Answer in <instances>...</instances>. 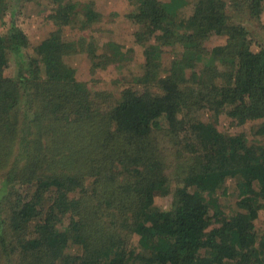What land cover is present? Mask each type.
Returning a JSON list of instances; mask_svg holds the SVG:
<instances>
[{"label": "trees", "instance_id": "16d2710c", "mask_svg": "<svg viewBox=\"0 0 264 264\" xmlns=\"http://www.w3.org/2000/svg\"><path fill=\"white\" fill-rule=\"evenodd\" d=\"M128 1H138L129 17L146 24L135 34L143 49L140 71L111 81L106 106L69 63L80 53L78 41L52 33L26 55L22 30L0 34L1 136L17 138L18 126L41 135L100 120L105 127L93 136L103 164L90 172L105 174L109 190L90 183L100 193L94 208L85 207L86 186L80 194L86 198L73 196L77 181L56 174L15 198L10 223L22 237L19 252L32 256L22 264H264V225L256 226L264 209V44L251 51L249 29L229 14L260 19L264 0ZM179 3L193 5V14L177 19ZM63 19L68 22V12ZM99 19L89 7L83 29ZM214 33L227 34L228 45L210 48ZM85 51L97 82H107L101 75L111 69L127 68L129 59L113 60L95 42ZM222 117L249 124V135L222 133ZM157 130L176 144L173 190L166 158L152 142ZM35 144L36 154H44L41 141ZM36 165L31 158L29 174ZM171 194L168 209L157 203ZM75 245L80 252L71 254Z\"/></svg>", "mask_w": 264, "mask_h": 264}, {"label": "rangeland", "instance_id": "374dc122", "mask_svg": "<svg viewBox=\"0 0 264 264\" xmlns=\"http://www.w3.org/2000/svg\"><path fill=\"white\" fill-rule=\"evenodd\" d=\"M163 1L173 6L171 0ZM137 4L138 1L132 3L128 0H4L0 2V34L6 37L12 26L22 30L28 41V49L22 52L26 55L32 54L34 49L52 33H59L61 39L66 42L78 41V46H80L78 52L80 53L72 56L69 63L76 70L79 81L86 83L94 96L96 95L95 99L99 103L105 102L106 106L105 96L115 89L111 81L114 79L121 80L132 74L137 75V72L140 71L138 67H135L138 66L137 57L140 52H143V49L136 45L135 34L143 31L146 24H140L129 17L134 5ZM89 7L100 15V19L94 22L92 27L83 29V21L86 20ZM175 8L178 12L177 19L180 17L187 18L193 14V5L191 4L188 6V4L179 3ZM65 12H68L67 23H64L63 19ZM229 14L236 19L241 17V21L251 33L248 37L251 51L259 52L264 44V15L260 19L252 20L246 16L248 14H236L233 9H230ZM237 15L238 17H236ZM91 42H95L113 60H115L114 57L120 60L129 59V64L126 63L127 68L124 70L111 69L105 75H101V78H104L103 76L109 77L106 79L107 82H97L98 79L96 80L94 74L89 70L90 59L85 51ZM228 43L227 34L216 33L211 35L208 42L210 48L224 47ZM8 75H10V71ZM12 118L16 124L18 121L16 122L15 116ZM29 118L31 120L30 116ZM222 118H224L220 121V124L224 125V128L220 127L222 133L238 135L247 132L249 135V124H241L238 119ZM21 123L22 121L19 124L21 125ZM76 127L74 129L58 127L49 130L46 128V133L41 135V133H37L36 129L30 133V126L29 130H23L21 126H18L16 127L19 133L17 138L16 133L6 137L0 135V264H22L32 257L29 254L22 255L19 252L18 247H20L19 243L22 237L12 229L10 218L12 203L17 195L25 194L27 189L34 188L39 178L53 174L74 178L78 188L76 187L74 190L73 196H81L82 189L86 186L88 190L86 188L85 190L90 195L85 207L90 209L94 208L96 204L94 199L97 194H100L98 192L104 188L109 190L106 185L105 174L96 176L90 172L93 165L100 166L103 164L98 161L100 157L97 155L101 150L97 149V143L93 145V136L105 128L103 121L100 120L91 128H87L88 130L84 127ZM151 138L152 142L156 144V152L160 154L159 157L166 158L165 174L168 175L173 190L179 175L178 169L175 167L176 163L172 160L176 144L169 137H164V131H154ZM15 139L20 142L16 143ZM35 139L41 141L44 154L41 151H37L36 154L34 150L37 148ZM151 144L153 146V143ZM106 153L104 152V154ZM31 158L35 164L37 163L33 174H29L28 170ZM171 160L173 162L170 164ZM117 178L121 183L125 182L126 179L121 175ZM98 181L103 186L97 185L98 192L96 194L92 192L89 186L90 183H94L93 187H95ZM228 186L235 187V181L229 180ZM93 195L94 198L91 199ZM83 196L86 198L85 194L81 198H84ZM171 201L172 194L166 198L158 199L157 203L168 209ZM236 202L237 199L232 198L233 209ZM104 206L103 208L106 210V205ZM65 223H68L67 219ZM263 225L264 209L259 212V218L256 221L257 228H261ZM33 227L34 225L26 228V231L29 233ZM79 249L80 247L75 245L70 249V252L76 254L80 252ZM34 260L39 261V259Z\"/></svg>", "mask_w": 264, "mask_h": 264}]
</instances>
